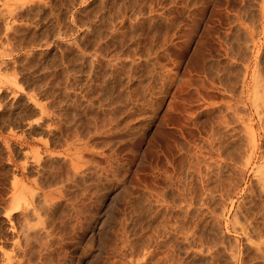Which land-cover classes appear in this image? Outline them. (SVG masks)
Instances as JSON below:
<instances>
[{
  "label": "rangeland",
  "instance_id": "1",
  "mask_svg": "<svg viewBox=\"0 0 264 264\" xmlns=\"http://www.w3.org/2000/svg\"><path fill=\"white\" fill-rule=\"evenodd\" d=\"M0 264H264V0H0Z\"/></svg>",
  "mask_w": 264,
  "mask_h": 264
}]
</instances>
